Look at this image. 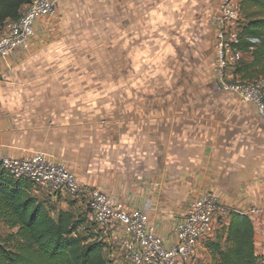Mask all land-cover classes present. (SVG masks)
I'll return each instance as SVG.
<instances>
[{"label":"rangeland","instance_id":"374dc122","mask_svg":"<svg viewBox=\"0 0 264 264\" xmlns=\"http://www.w3.org/2000/svg\"><path fill=\"white\" fill-rule=\"evenodd\" d=\"M215 1L63 0L56 18L47 19L54 36H40L31 57L0 76V140H11L20 156L41 152L71 160L78 154L107 173L162 171L169 161L161 148L178 111L204 127L211 113L221 118L225 112L226 99L214 98L227 94L213 83ZM114 107L121 116L114 117ZM191 147L171 151L187 165L172 158L165 172L193 174L199 150ZM64 198L84 221L79 233L95 237L98 227L77 206L82 197ZM7 233L0 224V236ZM105 242L111 264H131L116 234ZM198 263L211 264L206 258Z\"/></svg>","mask_w":264,"mask_h":264},{"label":"crops","instance_id":"0c3cea01","mask_svg":"<svg viewBox=\"0 0 264 264\" xmlns=\"http://www.w3.org/2000/svg\"><path fill=\"white\" fill-rule=\"evenodd\" d=\"M218 2L219 0L215 1V6ZM53 26L47 19L37 22L34 27L35 37L31 50L26 54L12 56L8 69L0 64V76L6 75L12 68L31 57L30 54L41 40L40 36L46 39L53 37L55 34ZM214 75L213 70V83L216 85ZM214 98L226 99L223 101L226 104L221 118L217 116V112L211 113L209 126L204 127L197 117L190 122L186 120L185 112L178 111V116L175 117L177 120L172 123V129L168 131L165 142L163 141L165 146L161 148L168 153L167 159L170 162V159H175L171 151L186 152L194 148L191 147L192 145L197 144L199 162L196 164L193 162L191 165L199 168L193 174H186V172L179 174L171 171L173 174L171 176L165 171L168 172V168L173 164L165 162L167 164L164 165L165 168L162 171H156L148 176L134 177L133 175L107 173L102 168L93 167V164L89 162H82V157L78 154L75 155V159L71 160H63L59 155H46V157L69 168L82 191L95 188L109 193L116 197L125 212L145 210L146 206H149L147 211L145 210L149 222L166 247L174 243V227L182 220L190 203L207 193H213L222 204L250 218L254 229V251L259 257L264 254V122L252 105L242 102L234 94H217ZM130 110L132 111V105ZM113 111L114 117L121 116L118 108ZM130 117L133 118V115L131 114ZM131 133L136 135L137 129L135 128ZM22 156L27 155L22 154ZM22 156H20L19 148L12 145L11 140H0V157ZM180 158L184 160L185 156L179 155L178 159H175L177 160L176 165L186 166L185 162H180ZM218 167L225 168V170L219 172ZM53 194L50 191L48 194L34 189L31 191L32 196L46 205L45 199H50V205L56 211L74 213L75 208L71 203L66 202L64 194L55 193L57 196H52ZM77 206L84 207V213L87 212L83 197L77 202ZM253 208L258 209L259 212L250 216L249 210ZM216 229L219 228L217 224H214L207 240L214 239ZM93 233L94 238L104 244L105 241L114 239L116 234L113 230H104L99 227ZM204 242L198 244L196 260L192 264H199L198 260L204 258L209 259L211 264H215Z\"/></svg>","mask_w":264,"mask_h":264},{"label":"built area","instance_id":"2783aa9c","mask_svg":"<svg viewBox=\"0 0 264 264\" xmlns=\"http://www.w3.org/2000/svg\"><path fill=\"white\" fill-rule=\"evenodd\" d=\"M62 0H30L17 20H8L0 30V64L10 68V58L31 50L35 24L55 18ZM241 0H219L210 16L213 29V56L216 87L236 95L252 105L264 122V80L247 78L237 73L245 54L240 46L250 45L248 52L259 45L256 38H242L244 17ZM0 166L15 180L28 183L32 189L42 187L50 192L85 199L88 220L104 230H113L123 253L131 264H192L199 243L207 239L214 224L227 220L235 210L222 204L213 193L193 200L182 220L174 227V243L166 247L149 222L145 210L125 212L121 203L99 189L82 191L73 172L61 163L35 152L22 157H0ZM250 209L249 215L258 214ZM264 264V254L259 256Z\"/></svg>","mask_w":264,"mask_h":264},{"label":"trees","instance_id":"16d2710c","mask_svg":"<svg viewBox=\"0 0 264 264\" xmlns=\"http://www.w3.org/2000/svg\"><path fill=\"white\" fill-rule=\"evenodd\" d=\"M29 2L0 0V30L6 21L17 20ZM240 11L241 37L260 43L248 52L250 45L242 42L245 58L237 73L264 80V0H241ZM0 224L8 231L0 236V264H111L102 241L79 233L83 220L71 211L58 210L52 216L49 206L31 195L28 183L13 179L1 166ZM253 236L250 218L230 213L205 247L215 264H259Z\"/></svg>","mask_w":264,"mask_h":264}]
</instances>
